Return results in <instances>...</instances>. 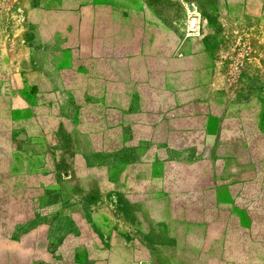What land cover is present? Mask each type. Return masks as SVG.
I'll return each mask as SVG.
<instances>
[{
	"label": "rangeland",
	"instance_id": "obj_1",
	"mask_svg": "<svg viewBox=\"0 0 264 264\" xmlns=\"http://www.w3.org/2000/svg\"><path fill=\"white\" fill-rule=\"evenodd\" d=\"M34 1L0 0V264L252 259L264 150L206 129L264 121L261 0Z\"/></svg>",
	"mask_w": 264,
	"mask_h": 264
},
{
	"label": "crops",
	"instance_id": "obj_2",
	"mask_svg": "<svg viewBox=\"0 0 264 264\" xmlns=\"http://www.w3.org/2000/svg\"><path fill=\"white\" fill-rule=\"evenodd\" d=\"M263 2V3H262ZM13 3L15 4V7L17 10L27 11L35 7V1L34 0H13ZM262 9L264 10V0H261ZM52 9V8H51ZM53 10V9H52ZM57 10H61L59 7ZM66 10V9H65ZM54 15L55 11H51ZM57 14V12H55ZM258 33L256 36H253L250 38L249 41L254 42L256 41L258 44V49L256 52H253L251 54V59L244 62L245 68H243V72L248 73L250 72L249 69H253V66L251 63L255 61L256 64V74H252L256 78L257 87L256 90L259 95V99L264 95V19L260 20L258 22ZM257 60V61H256ZM253 61V62H252ZM226 62L225 60L219 59L217 60V64L214 66L212 65V69L209 71V80L206 82L207 85H209V89L212 92L214 89L218 90L220 87L219 85L215 88L214 85H216V78L221 77V80L225 81L222 84H227L226 81L228 79V76L223 73V68L225 66ZM243 73V74H244ZM225 76V78H224ZM243 80H246L245 77H242ZM211 111L209 113L208 118V127L206 130L208 131H218L219 133L223 132V130L227 132L232 133H239L242 134V139H247L248 147L250 150V143L249 141L252 140V150H264V124L263 120L259 115V112L256 111H249L250 118L245 117V113L243 115L238 116H230L227 118L224 122L221 117L220 108L218 105L215 104L213 101V97L211 98ZM198 104V103H197ZM215 105V106H214ZM243 119H247L249 122L248 127H245L242 122ZM262 124V125H261ZM236 139V137H234ZM236 147L237 143H236ZM243 147V148H242ZM239 149V148H238ZM240 150H247V147L245 146V143L243 142L240 146ZM259 199H263L264 196H259ZM259 217L264 219V210L259 212ZM259 218V220H260ZM258 237L253 239V242L248 244V250L255 251L256 253L252 254L254 256L252 259H246L242 261V264H264V260L261 258L264 256V222H259V228L257 229ZM226 264H230V261L227 260Z\"/></svg>",
	"mask_w": 264,
	"mask_h": 264
}]
</instances>
